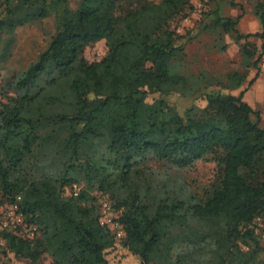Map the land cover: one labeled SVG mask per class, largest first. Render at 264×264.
Returning <instances> with one entry per match:
<instances>
[{
    "label": "trees",
    "instance_id": "1",
    "mask_svg": "<svg viewBox=\"0 0 264 264\" xmlns=\"http://www.w3.org/2000/svg\"><path fill=\"white\" fill-rule=\"evenodd\" d=\"M68 1L0 2V33L50 16L55 26L47 49L15 82L25 92L0 106V196L19 198L26 222L39 231L33 241L5 232L6 253L31 264L43 255L53 264H260L254 225L264 220V129L252 120L258 114L242 93L200 94L183 116L163 100L147 101L186 90L173 68L181 38L167 25L192 0H81L76 10ZM258 11L260 33L243 36L218 12L213 25L264 44V6ZM102 40L105 56L88 63L85 49ZM248 46L242 54L251 59ZM202 160L217 166L204 201L143 200L133 190L150 162L186 169ZM80 182L86 188L76 197L64 196ZM104 196L119 213L120 241L99 223Z\"/></svg>",
    "mask_w": 264,
    "mask_h": 264
},
{
    "label": "rangeland",
    "instance_id": "2",
    "mask_svg": "<svg viewBox=\"0 0 264 264\" xmlns=\"http://www.w3.org/2000/svg\"><path fill=\"white\" fill-rule=\"evenodd\" d=\"M148 1L158 4L161 0ZM80 2L69 0V8L76 10ZM259 5L264 6V0H192L167 25L169 31H174L181 38L179 45L182 52L176 57L173 68L186 79V90L167 95L151 94L147 96V101L163 100L169 108L183 116L192 106V98L200 94L219 93L238 97L242 93L243 101L258 114L252 116V120L258 121L264 129L263 41L256 37L237 40L232 30L225 32L213 25L214 13L218 12L219 16L236 21L235 30L239 34L260 33ZM0 18H5L1 7ZM54 34L53 16L0 33V106L6 104L9 98H18L25 92L15 90V82L47 49ZM245 44H249L248 48L253 53L251 59L242 54ZM106 51L105 41L102 40L88 46L84 58L88 63H98ZM256 61L258 63L255 66ZM231 75L236 77L232 79L229 77ZM44 82V78L37 81L39 86H44ZM198 104L204 105L200 101ZM147 168L146 177L136 182L137 189L133 185V190L140 193L143 200L204 201L208 197V190L217 183V166L212 160L198 161L186 169L155 162H150ZM75 186L79 192L86 188L84 182ZM16 202H19L18 198ZM8 205L10 202L0 196V264H31L27 259L6 253L7 244L2 236L10 229L2 228L1 223ZM254 228L262 248L258 260L264 264V220L257 219ZM134 263L132 258L123 261V264ZM36 264L53 262L48 255H43Z\"/></svg>",
    "mask_w": 264,
    "mask_h": 264
},
{
    "label": "built area",
    "instance_id": "3",
    "mask_svg": "<svg viewBox=\"0 0 264 264\" xmlns=\"http://www.w3.org/2000/svg\"><path fill=\"white\" fill-rule=\"evenodd\" d=\"M78 193L79 190L76 186L64 189L65 197H76ZM99 205L100 225L109 229L115 235L117 241L122 240L125 237L123 227L119 221V213L114 209L112 202L107 196H104L100 200ZM4 211L5 216L1 223L2 228L10 229L14 236L27 241H33L39 236L38 228L26 222L25 216L20 211L17 202L10 203V205L5 207Z\"/></svg>",
    "mask_w": 264,
    "mask_h": 264
}]
</instances>
